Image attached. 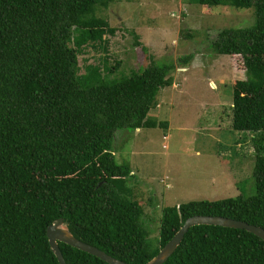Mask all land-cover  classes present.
Segmentation results:
<instances>
[{"label": "trees", "instance_id": "1", "mask_svg": "<svg viewBox=\"0 0 264 264\" xmlns=\"http://www.w3.org/2000/svg\"><path fill=\"white\" fill-rule=\"evenodd\" d=\"M96 1L0 0V264H58L45 234L57 217L75 238L130 264L151 258L192 214L264 228V0H195L253 10L250 24L221 27L210 40L214 52L254 57L263 71L259 86L234 80L229 105L231 128L250 133L253 192L163 206L152 249L112 140L118 128L165 126L147 112L171 83V64L150 61L116 79L95 64L78 72L81 47L113 30L94 14ZM57 245L66 264H110ZM160 264H264V241L243 228L193 224Z\"/></svg>", "mask_w": 264, "mask_h": 264}, {"label": "rangeland", "instance_id": "2", "mask_svg": "<svg viewBox=\"0 0 264 264\" xmlns=\"http://www.w3.org/2000/svg\"><path fill=\"white\" fill-rule=\"evenodd\" d=\"M93 12L113 30L81 47L78 72L95 64L116 79L150 61L171 64V83L157 89L147 112L165 126L118 128L112 140L114 160L131 170L126 184L141 205L144 243L152 249L163 206L253 192L250 133L231 128L229 105L234 80L259 86L263 71L254 57L216 53L210 45L219 28L250 24L253 10L195 0H99Z\"/></svg>", "mask_w": 264, "mask_h": 264}, {"label": "water", "instance_id": "3", "mask_svg": "<svg viewBox=\"0 0 264 264\" xmlns=\"http://www.w3.org/2000/svg\"><path fill=\"white\" fill-rule=\"evenodd\" d=\"M216 224L228 227L243 228L264 241V228L252 224L241 219H235L232 217H226L218 214H192L184 218L181 225L175 230V232L170 236L169 239L158 249V251L151 256L148 260L141 264H160L162 263L174 250L176 245L179 243L182 238L183 233L186 229L193 224ZM45 234L49 248L53 252L58 264H66L63 260V257L59 251L57 241L65 242L71 246L77 247L81 250H84L90 254H93L100 259L110 263V264H130L121 259L112 257L111 255L105 253L101 249L91 245L89 243L83 242L75 238L67 229L64 224L62 217H57L52 222L46 225Z\"/></svg>", "mask_w": 264, "mask_h": 264}]
</instances>
